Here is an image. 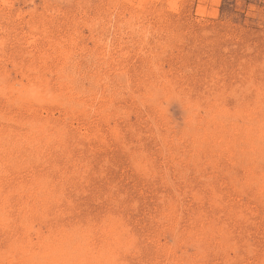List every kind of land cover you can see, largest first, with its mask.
<instances>
[{"label":"rangeland","instance_id":"1","mask_svg":"<svg viewBox=\"0 0 264 264\" xmlns=\"http://www.w3.org/2000/svg\"><path fill=\"white\" fill-rule=\"evenodd\" d=\"M0 264H264V0H0Z\"/></svg>","mask_w":264,"mask_h":264},{"label":"bare ground","instance_id":"2","mask_svg":"<svg viewBox=\"0 0 264 264\" xmlns=\"http://www.w3.org/2000/svg\"><path fill=\"white\" fill-rule=\"evenodd\" d=\"M263 154V153H262ZM256 158V157H255ZM83 252V251H82ZM21 253V252H20ZM25 253V252H24ZM54 254V253H53ZM53 254H51V256L53 255ZM13 255V254H12ZM26 255V254H25ZM47 255V254H46ZM109 255V254H108Z\"/></svg>","mask_w":264,"mask_h":264}]
</instances>
